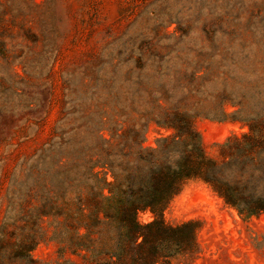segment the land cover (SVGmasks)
Returning a JSON list of instances; mask_svg holds the SVG:
<instances>
[{
    "label": "rangeland",
    "instance_id": "374dc122",
    "mask_svg": "<svg viewBox=\"0 0 264 264\" xmlns=\"http://www.w3.org/2000/svg\"><path fill=\"white\" fill-rule=\"evenodd\" d=\"M207 26L239 27L234 34L216 36L229 50L227 55L218 52L212 66L241 60L255 71L251 80L261 87L264 0H0V259L4 264L12 262L9 253L25 234L36 230L38 222L31 210L40 201L32 199L26 207L22 201L35 185H43L44 180L46 184L44 170L59 158L53 146L73 134L98 142V134L90 128L100 120L141 124L157 115L158 106L169 103L158 94L161 87L170 92L188 89L195 66L208 63L206 54L191 47L207 45ZM157 40L182 45L146 53L145 67L135 56L126 60L128 53L120 51L123 46ZM101 78L112 80V86L100 88ZM222 78L219 73L218 79ZM198 100L191 97L187 103ZM259 104L257 97L247 102L246 109L249 112ZM226 110L235 108L226 106ZM194 126L211 157L218 155L217 144L247 131L240 122L201 117ZM101 134L110 139L108 132ZM170 134L171 130L151 122L144 146L155 147V139ZM162 219L171 225L186 221L199 225L197 253L178 264H264V214L239 216L199 180L183 185ZM151 220L149 212L139 214L140 222ZM38 221L40 227L46 226L44 219ZM31 254L43 264H93L68 251L60 256L58 245L49 241L40 242Z\"/></svg>",
    "mask_w": 264,
    "mask_h": 264
},
{
    "label": "trees",
    "instance_id": "16d2710c",
    "mask_svg": "<svg viewBox=\"0 0 264 264\" xmlns=\"http://www.w3.org/2000/svg\"><path fill=\"white\" fill-rule=\"evenodd\" d=\"M205 28L207 45L191 47L206 54L208 63L195 66L188 89L170 92L161 87L158 94L169 103L158 106L157 115L141 124L100 120L91 128L84 127L98 134V142L88 135L73 134L53 146L59 158L44 170L46 184L44 180L43 185H35L22 201L24 207L32 199L40 201L31 210L38 222L36 230L27 232L9 253V264H43L31 254L42 241L56 243L60 256L68 251L93 264L187 263L198 251L199 225L195 221L171 225L163 221L162 213L191 180L208 185L241 217L264 214V84L258 87L259 83L251 80L255 71L244 67L241 60L212 66L218 52L227 55L229 50L216 36L234 34L239 27ZM162 42L131 44L120 51L128 53L126 60L135 56L145 67L146 53L182 45L180 41ZM219 73L222 79H218ZM98 82L100 88L113 84L103 78ZM191 97L199 100L189 104ZM257 97L259 106L248 112L247 102ZM210 100L213 102L207 106L200 103ZM226 106L235 110L228 112ZM200 117L240 122L247 131L217 144L218 155L211 157L194 126ZM151 122L171 130L169 136L155 139V147L144 146ZM102 132H108L110 139ZM55 161L61 163L59 168ZM145 212L152 220L142 223L139 214ZM42 219L45 227H40L38 220Z\"/></svg>",
    "mask_w": 264,
    "mask_h": 264
}]
</instances>
